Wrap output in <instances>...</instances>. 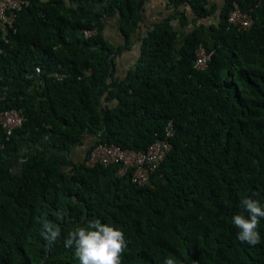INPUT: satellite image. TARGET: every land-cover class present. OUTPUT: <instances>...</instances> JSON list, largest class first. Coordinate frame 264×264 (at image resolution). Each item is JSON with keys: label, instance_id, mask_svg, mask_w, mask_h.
<instances>
[{"label": "trees", "instance_id": "1", "mask_svg": "<svg viewBox=\"0 0 264 264\" xmlns=\"http://www.w3.org/2000/svg\"><path fill=\"white\" fill-rule=\"evenodd\" d=\"M27 1L15 31H0L2 107L25 117L8 141L0 127V264H79L64 241L92 219L124 232L122 264H264V218L255 246L232 223L247 216L243 198L264 206V0H235L253 20L244 31L227 28L229 0H167L172 16L144 34L147 0ZM200 45L211 51L203 70ZM168 126L148 186L116 165L85 166L98 145L145 151ZM45 215L61 230L52 247Z\"/></svg>", "mask_w": 264, "mask_h": 264}, {"label": "built area", "instance_id": "2", "mask_svg": "<svg viewBox=\"0 0 264 264\" xmlns=\"http://www.w3.org/2000/svg\"><path fill=\"white\" fill-rule=\"evenodd\" d=\"M230 1V9L227 17V28H236L239 31L247 30L252 25L250 14L241 10L240 5L235 0ZM28 5L27 0H0V31L5 37L7 33L14 30L18 13ZM97 34L96 30H84L85 38ZM211 53L207 52L202 46L196 51L195 67L202 69L210 60ZM38 73L39 70L37 69ZM56 80H61V76L53 75ZM6 101V93H0V127L5 134L6 141L19 129L25 122V117L20 110L14 108H3ZM173 135V130L168 126L165 129V139L157 140L149 145L145 151H134L122 149L117 145L102 144L95 147L86 160V167L101 165L118 167L116 176L121 177L127 171L130 172L131 181L138 186L150 185L153 173L166 158L171 149L169 138Z\"/></svg>", "mask_w": 264, "mask_h": 264}, {"label": "clouds", "instance_id": "3", "mask_svg": "<svg viewBox=\"0 0 264 264\" xmlns=\"http://www.w3.org/2000/svg\"><path fill=\"white\" fill-rule=\"evenodd\" d=\"M200 46L211 53L203 45ZM207 63L201 70L206 68ZM241 207L247 212V216L236 214L232 217V223L238 229L237 239L255 246L261 242L258 226L261 218H264V206L251 198H243ZM61 215L57 213L58 218ZM42 229V237L47 242V246L52 247L61 236L60 227L49 221L45 215ZM127 246L128 241L119 227L102 223L99 219L88 221L86 226H76L64 241L65 248L74 247V259L78 260L79 264H122L121 257ZM164 264H176V261L168 257L164 260Z\"/></svg>", "mask_w": 264, "mask_h": 264}, {"label": "crops", "instance_id": "4", "mask_svg": "<svg viewBox=\"0 0 264 264\" xmlns=\"http://www.w3.org/2000/svg\"><path fill=\"white\" fill-rule=\"evenodd\" d=\"M223 2L222 0H209V4H216L217 6L221 5ZM174 9L171 7H168V1L167 0H147L144 5V18L143 23L141 24L143 26L142 33L144 34L147 30L151 29L154 24L159 23L163 21L166 18H169V16H172V12ZM171 13V14H170ZM171 25L174 27L175 30H181L179 28V24L176 21H173ZM141 33V35H142ZM104 35L106 39L114 44L115 46H121L122 45V38L120 37V34L116 30L115 26H110L108 29L104 32ZM137 45H133L131 48L132 53L134 52L137 57ZM127 55V54H125ZM126 57H129L127 55ZM123 64L122 62L118 63V74L122 75L123 72ZM90 138H86L84 141V144L79 147H75L71 153H70V159L73 162L81 161L84 158V155L86 153V150L89 146Z\"/></svg>", "mask_w": 264, "mask_h": 264}]
</instances>
